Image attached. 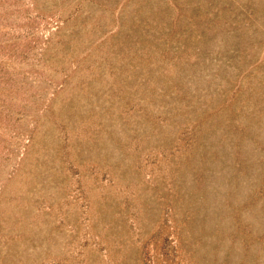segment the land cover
Listing matches in <instances>:
<instances>
[{"label":"rangeland","instance_id":"1","mask_svg":"<svg viewBox=\"0 0 264 264\" xmlns=\"http://www.w3.org/2000/svg\"><path fill=\"white\" fill-rule=\"evenodd\" d=\"M0 264H264V0H0Z\"/></svg>","mask_w":264,"mask_h":264}]
</instances>
